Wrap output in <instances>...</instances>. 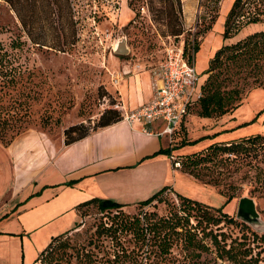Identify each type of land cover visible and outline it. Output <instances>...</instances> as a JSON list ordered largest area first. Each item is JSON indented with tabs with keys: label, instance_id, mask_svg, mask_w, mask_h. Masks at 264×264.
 I'll use <instances>...</instances> for the list:
<instances>
[{
	"label": "rangeland",
	"instance_id": "obj_1",
	"mask_svg": "<svg viewBox=\"0 0 264 264\" xmlns=\"http://www.w3.org/2000/svg\"><path fill=\"white\" fill-rule=\"evenodd\" d=\"M191 1L0 0V176L32 177L40 162L55 156L65 141V129L79 125L90 132L104 109L120 103L113 79L134 71L150 75L166 57L168 36L175 44L184 41L187 53L197 45L196 68L205 84L202 78L219 48L264 31V0L242 1L240 30L229 36L224 35L225 23L236 0H194L198 11L196 18H189ZM123 39L129 47L126 54L115 51ZM226 58L213 73L223 89L238 93L228 112L232 128L213 138L264 137V50L260 58ZM199 111L200 105L191 110L173 139V156L182 162L171 177L181 195L210 206L214 220L197 207L190 220L199 226L196 234L172 229L165 238L163 234L145 240L137 217L145 211L152 221L171 219L175 212L184 215L177 193L162 195L146 206L148 210L141 205L122 209L113 234L101 222L111 220L115 212L104 214L91 205L80 210L74 228L55 244L67 247L55 248L37 264H238L232 257H241L244 249L264 263V138L234 153L206 156L212 137L203 133L211 125ZM199 121L206 126L201 128ZM180 150L190 154H177ZM195 154L200 155L195 158L198 164L184 166ZM244 196L254 199L258 221L238 217ZM126 222H132L129 228H124ZM162 245H168L167 251Z\"/></svg>",
	"mask_w": 264,
	"mask_h": 264
},
{
	"label": "crops",
	"instance_id": "obj_2",
	"mask_svg": "<svg viewBox=\"0 0 264 264\" xmlns=\"http://www.w3.org/2000/svg\"><path fill=\"white\" fill-rule=\"evenodd\" d=\"M188 8L189 18H196L198 6L194 0ZM124 67L129 74L131 69ZM116 91L121 111H135L153 99L154 77L151 72L124 74ZM229 118L227 113L221 118L204 119L211 125L207 133L202 132L212 137L209 144L238 140L229 135L213 138L232 128ZM199 124L201 128L206 126ZM144 126L161 131L164 123L156 120L151 126L146 122L132 125L123 119L71 144L63 141L53 158L39 163V171L32 177L1 175L0 264H37L40 252L54 236L74 228L79 220L78 206L91 199H110L125 209L138 206L166 186L180 193L171 177L177 145L167 135H147ZM191 132L190 127L189 138ZM162 149L171 153H159ZM177 154L190 153L180 150Z\"/></svg>",
	"mask_w": 264,
	"mask_h": 264
},
{
	"label": "trees",
	"instance_id": "obj_3",
	"mask_svg": "<svg viewBox=\"0 0 264 264\" xmlns=\"http://www.w3.org/2000/svg\"><path fill=\"white\" fill-rule=\"evenodd\" d=\"M219 1V0H217ZM243 0H236L233 7L231 8L229 15L226 19L225 23V31L224 35L229 36L234 34L235 32H238L240 30V26L237 25V23H240V18L245 16L243 13V7L244 3H242ZM253 21H259V19H254ZM211 28L210 26L206 27V29ZM36 43H39L41 46L46 45L45 43H41L40 41H37L34 38ZM197 45L193 47L194 54L197 51ZM61 50V49H59ZM263 50H264V31H257L255 33L249 34L245 36V38L240 39L232 44H226L223 45L221 48H219L213 58L210 60L209 67L207 71L205 72L207 75V78L205 79V84H202V97L195 103V105L192 107L194 109L197 105H200V111L198 113L201 117L206 118H212L215 116H221L226 113H228L234 103V94H237L238 91H227L223 89L222 83L218 81V79L215 78V75L213 71L220 67V64L224 61L225 55L227 56L226 59L231 60V62H238L239 60H250L251 58H260L263 57ZM62 51V50H61ZM64 51V50H63ZM186 52V49H185ZM230 52V53H229ZM187 53V52H186ZM117 102L112 101V104H115ZM192 109H189V112H191ZM120 120H123V113L120 109L116 107H108L104 109L99 121L95 124L94 128L89 132L87 129H81L79 125L71 126L67 129H65L64 134L66 136L65 143L71 144L75 141H78L87 135H89L91 132L96 131L99 128L111 125L113 123H116ZM180 133V131L178 132ZM264 137L261 134L253 135L250 137H244L240 140H235L232 142H222V143H214L211 144L206 149V156L209 155H216L218 152L222 153H234L239 150L245 149V145L248 142L256 143L258 140L263 139ZM3 139V138H1ZM12 141H3L5 144H9ZM159 153H165L170 154V149H162L159 151ZM195 156V157H194ZM194 156H189L186 161H183L184 166L194 164L197 165L199 160L197 161L195 158H198L200 155L195 154ZM205 156V155H203ZM207 158V157H202ZM210 159V158H209ZM208 159V160H209ZM200 160H207V159H200ZM182 162V161H181ZM170 188L168 186L162 188L155 194H153L148 199L140 202L139 205L141 207L145 208L147 205L151 204L153 201L157 200L158 198H161L162 195L169 194L166 193ZM180 199L182 200V203L184 205V215H180L178 212H175L174 215H172L171 219H159L158 221H152V217L150 216L148 219L147 214L148 211L144 212V215H139L137 219L135 220L136 225L139 226V230L141 231V235H143L145 240H151V236H163L168 234L169 231L173 229L175 232H180V229L182 232H185L190 234L191 236L193 234H196V231L199 229V226H193L191 224V218L193 216L192 211L195 210V208L198 207L199 210H203L205 214L208 217V220H214V216L209 213L210 206L204 205L202 202L197 201L195 199H192L190 197L181 195L180 193H177ZM176 196V195H175ZM178 201V198L175 197ZM232 197L228 198V201L231 200ZM91 205L97 206L99 211L104 214H111L114 213L112 216V219L107 221H102L101 226L106 230L107 233L113 234L115 230L119 229V224L116 223V220L121 219V213L123 208V204L118 203L116 201L110 200V199H100V198H94L89 201H86L78 206V210L86 207H90ZM222 208H219L218 211H222ZM225 216H229L227 213H224ZM128 216L127 219L128 220ZM229 220L234 221V218L231 217ZM216 224L221 222V217H217L215 220ZM132 223V222H131ZM131 223L127 225L126 222L124 225V228H129L131 226ZM142 224V225H141ZM122 226V224H120ZM128 226V227H127ZM121 228V227H120ZM195 230V231H193ZM194 232V233H193ZM64 235V234H63ZM62 235L54 236L49 243V245L40 252L39 257L37 258L36 262L43 261L50 252H53L55 248H65L67 247V243H61L60 247H56V242L59 241V238ZM148 236V237H147ZM165 246V245H162ZM168 245L163 247V251H167ZM241 257H235L233 256L232 259L235 260L238 264H264L261 263L260 259L257 257L252 256V253L249 251H246L245 249L242 250L240 253ZM53 253H51L52 257ZM238 256V255H237ZM251 256V257H250Z\"/></svg>",
	"mask_w": 264,
	"mask_h": 264
},
{
	"label": "built area",
	"instance_id": "obj_4",
	"mask_svg": "<svg viewBox=\"0 0 264 264\" xmlns=\"http://www.w3.org/2000/svg\"><path fill=\"white\" fill-rule=\"evenodd\" d=\"M166 46V57L156 67L152 69L154 77L153 99L142 105L135 111L123 113V119L130 124L135 122H146L153 125L156 120H161L164 127L161 131L144 126L143 132L147 135H167L171 141L178 135L181 125L189 109L202 97L201 76L195 65L194 50L185 52L184 41L175 44L171 36ZM118 45H115V49ZM120 75L113 79L115 85L120 82ZM121 110V104L115 106ZM174 166L178 167L181 162L172 156ZM166 193L175 196L171 189ZM144 210H148L147 207Z\"/></svg>",
	"mask_w": 264,
	"mask_h": 264
},
{
	"label": "water",
	"instance_id": "obj_5",
	"mask_svg": "<svg viewBox=\"0 0 264 264\" xmlns=\"http://www.w3.org/2000/svg\"><path fill=\"white\" fill-rule=\"evenodd\" d=\"M117 53L126 54L129 52V47L125 39L118 42L115 49ZM238 217L249 221L256 222L260 218V214L256 208V203L253 198L244 196L239 201Z\"/></svg>",
	"mask_w": 264,
	"mask_h": 264
}]
</instances>
